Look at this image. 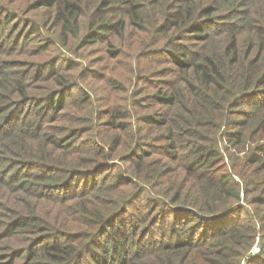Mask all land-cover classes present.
<instances>
[{"label": "trees", "instance_id": "trees-1", "mask_svg": "<svg viewBox=\"0 0 264 264\" xmlns=\"http://www.w3.org/2000/svg\"><path fill=\"white\" fill-rule=\"evenodd\" d=\"M0 264H264V0H0Z\"/></svg>", "mask_w": 264, "mask_h": 264}, {"label": "built area", "instance_id": "built-area-1", "mask_svg": "<svg viewBox=\"0 0 264 264\" xmlns=\"http://www.w3.org/2000/svg\"><path fill=\"white\" fill-rule=\"evenodd\" d=\"M258 246H255L254 249L252 250L253 252H258Z\"/></svg>", "mask_w": 264, "mask_h": 264}, {"label": "rangeland", "instance_id": "rangeland-1", "mask_svg": "<svg viewBox=\"0 0 264 264\" xmlns=\"http://www.w3.org/2000/svg\"><path fill=\"white\" fill-rule=\"evenodd\" d=\"M254 253H256V252H254Z\"/></svg>", "mask_w": 264, "mask_h": 264}]
</instances>
